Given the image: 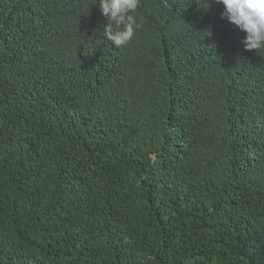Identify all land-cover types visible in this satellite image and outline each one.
<instances>
[{
    "label": "trees",
    "instance_id": "trees-1",
    "mask_svg": "<svg viewBox=\"0 0 264 264\" xmlns=\"http://www.w3.org/2000/svg\"><path fill=\"white\" fill-rule=\"evenodd\" d=\"M136 15L0 0V264H264V52L216 0Z\"/></svg>",
    "mask_w": 264,
    "mask_h": 264
},
{
    "label": "clouds",
    "instance_id": "clouds-1",
    "mask_svg": "<svg viewBox=\"0 0 264 264\" xmlns=\"http://www.w3.org/2000/svg\"><path fill=\"white\" fill-rule=\"evenodd\" d=\"M224 5V16L246 32L243 43L247 50L264 52V0H216ZM102 14L109 23L104 37L116 47L132 40L143 28L142 18L136 15L141 0H99ZM113 25L117 30H113ZM122 26V27H121Z\"/></svg>",
    "mask_w": 264,
    "mask_h": 264
}]
</instances>
